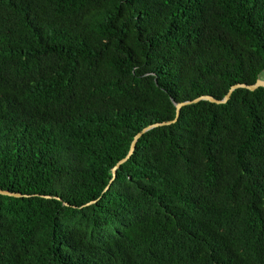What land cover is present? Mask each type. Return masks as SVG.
Masks as SVG:
<instances>
[{"label":"trees","instance_id":"1","mask_svg":"<svg viewBox=\"0 0 264 264\" xmlns=\"http://www.w3.org/2000/svg\"><path fill=\"white\" fill-rule=\"evenodd\" d=\"M263 71L264 0H0V264H264L263 87L111 180Z\"/></svg>","mask_w":264,"mask_h":264},{"label":"water","instance_id":"2","mask_svg":"<svg viewBox=\"0 0 264 264\" xmlns=\"http://www.w3.org/2000/svg\"><path fill=\"white\" fill-rule=\"evenodd\" d=\"M258 87H263L264 88V79L263 78H257L255 80L254 83L252 84H245V83H236V84H233L229 87L228 91L225 93V95L220 98V99H216L212 96H209V95H201V96H198L192 100H186V101H181V102H175L174 100H171L174 107H175V116L172 120H167V121H161V122H155V123H152L144 128H142L140 131H138L132 138L131 142H130V145H129V149L126 153V155L119 159L116 164L112 167L111 169V175H112V178L111 180L115 177V172H116V169L119 167L120 164L124 163L129 157L130 155L132 154L133 152V149L136 145V142L137 140L139 139V137L145 133L146 131L154 128V127H157V126H163V125H168V124H171L173 122L176 121L177 117H178V114H179V110L180 108L183 106V105H186V104H189V103H195V102H198L200 100H205V101H209V102H213V103H216V104H220V103H225L231 93L237 89V88H245V89H248V90H255L256 88ZM111 180L109 182H111ZM109 186V184L106 186L105 189H107ZM0 194L2 195H7V196H14V197H20V196H23L21 195L20 193H16V192H10V191H7V190H3V189H0ZM45 197H49V196H45Z\"/></svg>","mask_w":264,"mask_h":264},{"label":"rangeland","instance_id":"3","mask_svg":"<svg viewBox=\"0 0 264 264\" xmlns=\"http://www.w3.org/2000/svg\"><path fill=\"white\" fill-rule=\"evenodd\" d=\"M260 77L264 79V71L260 74Z\"/></svg>","mask_w":264,"mask_h":264}]
</instances>
